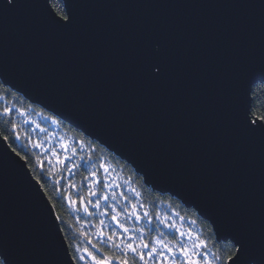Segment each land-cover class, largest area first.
<instances>
[{"label": "water", "instance_id": "obj_1", "mask_svg": "<svg viewBox=\"0 0 264 264\" xmlns=\"http://www.w3.org/2000/svg\"><path fill=\"white\" fill-rule=\"evenodd\" d=\"M21 2L0 12V79L126 161L146 186L226 234L250 231L259 258L264 140L239 133L230 108L240 79L246 89L264 77L262 0H77L71 34L44 25L41 0ZM152 40L169 64L156 82L137 71ZM11 149L0 131V250L14 264H70L45 190Z\"/></svg>", "mask_w": 264, "mask_h": 264}, {"label": "snow or ice", "instance_id": "obj_2", "mask_svg": "<svg viewBox=\"0 0 264 264\" xmlns=\"http://www.w3.org/2000/svg\"><path fill=\"white\" fill-rule=\"evenodd\" d=\"M23 6L21 0H4L0 4V12L11 13ZM34 6L40 9L44 25L54 33L71 34L80 26L81 16L78 12L80 5L77 0H41ZM261 7H264V0ZM137 71L143 79L153 82L162 80L168 73L169 64L158 40L150 41L147 47L140 50ZM4 85L15 88L10 81L0 79V88ZM261 85H264V77L260 78L259 82L250 81L246 89L244 82L239 80L233 93L230 120L239 133L264 140V106L257 103L259 99L257 89ZM5 92H8V89H5ZM13 111L14 108L10 104L0 107V116L10 118ZM20 115H24V110H20ZM56 122L53 120V123ZM5 123L11 125L12 141H20L21 126L12 119L6 120ZM23 123H28V120H24ZM36 127L39 128L40 125L36 124ZM9 139V135H3L4 141ZM31 146L40 148L43 145L37 141ZM83 146L84 141H81L80 147ZM11 150L25 162L26 167H33L29 163V155L22 154L15 147ZM60 150L66 153L63 157L55 149L52 150V156L55 157L56 163L62 166L61 171L66 168L69 173H74L77 168H82L86 173L80 184L68 181L67 189L62 192L63 198L75 211L83 212L89 217L97 213L100 217H110L115 225L110 227L105 219L101 218L93 226L96 240H93L86 231L77 229L79 235L85 237L91 247L77 246L69 256L70 264H81L86 260H90L91 264H264V238L260 241L258 258L255 237L243 227L237 226L234 233L226 234L217 219L206 217L209 220V227L207 233H203L191 227L185 228L183 223L177 224L174 220L170 221L167 216L161 217L159 213L154 217L145 205L139 203L141 193L136 188L129 187L126 180L121 181L106 160L100 161L99 157L92 156L81 157L80 161L69 166L66 161L77 155V148L61 142ZM51 158L49 157L50 161ZM40 167L43 168L42 161ZM34 179L37 184L42 183L41 175L35 176ZM126 187L132 194L131 197L126 194L124 190ZM56 219H61L58 214ZM142 219L148 224L155 223L156 227H129L126 223L139 222ZM185 219L183 216L180 217V221ZM195 223V220L191 221V224ZM105 227H110V231L106 232ZM161 227L171 231L167 233L157 231ZM153 232L156 235H152ZM65 240L68 238L65 237ZM67 246L72 247L71 244ZM104 247L117 250L118 255H109L103 251ZM0 264H14L10 252L0 250Z\"/></svg>", "mask_w": 264, "mask_h": 264}, {"label": "trees", "instance_id": "obj_3", "mask_svg": "<svg viewBox=\"0 0 264 264\" xmlns=\"http://www.w3.org/2000/svg\"><path fill=\"white\" fill-rule=\"evenodd\" d=\"M5 89H8V92H5ZM257 91L259 93V99L257 103L261 106H264V85H261L260 88L257 89ZM0 96L3 98L2 100H0V107L7 106L10 104L11 106L18 107L24 110L33 109L34 111H42L51 116L53 115L48 110L46 111V109H44L42 106L30 102L22 94L18 93L12 88H9V86L4 85L2 88H0ZM8 119H12L17 124H19L15 112L11 114L10 118L0 116V131L2 135H9L10 139L7 142L11 148L15 147L17 151H21L22 154L29 155V163L33 165L31 170L34 176L41 175V185L45 190L48 198H51L49 200L56 214H58L61 218L59 221L62 230L64 232L65 237L68 238V243L72 245V247L70 248L71 252H74L76 248L74 247L75 243L80 242V236L77 232V229H79L80 231L81 229L78 228V221L83 222L86 220L95 219V217L92 216L90 218L86 217V215L83 214H80V216L78 217L76 212L72 211L73 209L67 206V201L62 196V192L66 190L65 179L62 178V176L58 177L56 174H54L46 162L45 154H42L41 152L39 153L38 148H33L31 146L32 143H36L37 141H39L38 138L36 136L33 137L29 131L21 127V143L20 141L13 142L11 139L12 133L10 131L11 125L5 123V121ZM58 119L60 120V123L62 124L63 128L67 130L69 134L73 135L76 141H84L85 145L91 148L92 151L88 153L84 152L85 157H99L100 161L106 160L107 162L117 167L124 168L125 174L134 179L135 185L141 193L140 197L147 205H149L154 217L158 212L157 210L159 204L165 203L171 206L173 210L179 211L184 217L192 218L193 220H195L199 227L202 229V232L207 233L209 222L200 217L194 209L185 207L179 199L171 196L169 193L158 192L152 189L151 187L148 188L143 182V177L140 174L136 173L135 169L130 164L118 158L114 153H111L107 148H105L96 140L88 138L84 133L77 130L70 124L66 123L60 117H58ZM29 140L31 141V143H29ZM41 161L43 162L42 169L39 166L41 164ZM63 173H65V171ZM73 175L75 178L74 181H77V184H80L81 178L85 176L86 173L82 168H77ZM58 192H60V194ZM103 251L108 253L109 255H118L116 250L110 249L108 247H104Z\"/></svg>", "mask_w": 264, "mask_h": 264}, {"label": "rangeland", "instance_id": "obj_4", "mask_svg": "<svg viewBox=\"0 0 264 264\" xmlns=\"http://www.w3.org/2000/svg\"><path fill=\"white\" fill-rule=\"evenodd\" d=\"M2 99H0V100H2ZM12 107L14 108L13 112H15V115L18 118L20 126L22 128H25V130L29 131L33 137L36 136L38 138L39 142L43 145L42 147L38 148V152L45 154V159H46V162H47L49 168L58 177L62 176V178L65 179V189H67L68 181L71 180V181L77 183V181H74L75 178H74L73 173H69L66 168L63 171H61L62 166L60 164L56 163L55 157L52 156V150L55 149L56 151L60 152L61 157H63L66 153H64L60 150L61 142L68 143L70 146L76 147L77 148V155L74 156L71 160L66 161V164H68L70 166L72 163L80 161L81 157H85L84 152L88 153V152L92 151L91 148L89 146H86L85 143H84L83 148H81L80 147L81 141H76V139L73 137V135L69 134V132L63 128L58 117L55 114H53L52 112L51 113L54 116L46 114L45 112H42V111H34L33 109L32 110H24V109L14 107V106H12ZM20 110H24L23 116L20 115ZM24 120H28V123H26V124L23 123ZM53 120H56L57 122L53 123ZM32 121H35L36 123L33 124ZM36 124H39L40 127L39 128L36 127ZM41 129H43V131ZM88 138H90V137H88ZM90 139H92V138H90ZM20 143H21V141H20ZM69 155H70V153H69ZM49 157H52L51 161H50ZM107 163H108V165H110L115 170V175L118 176L121 181L126 180L128 182L129 187H134L137 189V186L135 185L134 179L125 174L123 167L121 168V167H117V166H115L109 162H107ZM64 171H65V173H63ZM147 187L150 188L149 186H147ZM124 190H125L126 194L131 197L132 194L127 191V187ZM139 203H142L151 211L149 205H147L142 200L141 197H139ZM102 208H103V202H102ZM72 211L76 212L78 217L80 216V212H77L74 209ZM157 211H158L157 213H159L161 217L167 216L170 218V221L174 220L177 222V224L183 223L185 228L191 227L195 231L202 232V229L199 227L197 222L195 224H191V221L193 220L192 218L185 217L186 218L185 221H180V217L183 215L179 211L173 210L171 208V206H169L168 204L160 203ZM93 217H95V219L86 220L83 222L78 221V223H77L78 228H80L81 231H86L88 233V235L90 237H92L93 240L97 239L94 235L95 230H94L93 226L101 218L105 219L106 224L109 225L110 227H115V225L111 222L110 217H100L98 213L96 215H94ZM126 223L128 224L129 227H140V226L151 227V228L156 227L155 223L148 224V222L146 220H143V219L139 222L127 221ZM110 227H105V231L106 232L110 231ZM157 231H163V232L167 233V232H170L171 230L161 227V228L157 229ZM152 234L156 235L155 232H153ZM79 236H80V242L75 243L74 247H77V246L83 247L85 245H88V240L81 235H79ZM169 238L171 239L172 237L170 236ZM88 246L91 247L90 245H88ZM116 252L118 254L117 250H116ZM81 264H91V263L88 262V260H86L84 262H81Z\"/></svg>", "mask_w": 264, "mask_h": 264}, {"label": "flooded vegetation", "instance_id": "obj_5", "mask_svg": "<svg viewBox=\"0 0 264 264\" xmlns=\"http://www.w3.org/2000/svg\"><path fill=\"white\" fill-rule=\"evenodd\" d=\"M59 194H60V192H58ZM68 206V205H67ZM69 208H72V209H74V207L73 206H68ZM93 211H95V210H93ZM80 214H83L82 212H80ZM84 215V214H83ZM86 217H89V216H86ZM92 217V216H91ZM90 217V218H91ZM88 262H90L91 263V261L90 260H88Z\"/></svg>", "mask_w": 264, "mask_h": 264}]
</instances>
